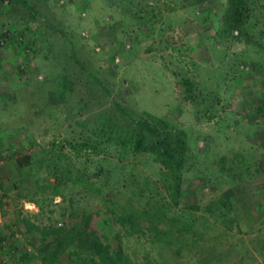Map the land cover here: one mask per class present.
<instances>
[{"label": "rangeland", "instance_id": "obj_1", "mask_svg": "<svg viewBox=\"0 0 264 264\" xmlns=\"http://www.w3.org/2000/svg\"><path fill=\"white\" fill-rule=\"evenodd\" d=\"M144 122L184 160L177 204L133 152ZM89 212L162 219L169 243L123 235L131 264H264V0L0 7L1 229L40 264L44 239H23L21 219L60 227Z\"/></svg>", "mask_w": 264, "mask_h": 264}, {"label": "trees", "instance_id": "obj_2", "mask_svg": "<svg viewBox=\"0 0 264 264\" xmlns=\"http://www.w3.org/2000/svg\"><path fill=\"white\" fill-rule=\"evenodd\" d=\"M11 2L12 0H0V7L9 5ZM246 11L243 4L234 6L231 10L229 19L233 24L230 30L235 31L236 35L242 31ZM64 79L60 78L59 82ZM186 85L190 86L188 81ZM68 93H73L70 84ZM158 133L147 122L140 125L132 136L133 152L150 155L153 158L157 173L165 177L170 197L177 204L182 187L181 170L184 160L178 156L176 148L172 147L168 139L171 134L161 138ZM227 204H229L228 199L217 200L212 202L207 210L217 211L220 206ZM143 215L146 217L143 218ZM143 215L126 214L115 217L99 212H89L65 220L60 227H39L26 218H22L20 222L25 233L35 232L44 239L43 246L39 250L43 253L40 258L42 264H57L61 255L70 249L72 251L67 264H131L122 247L124 234L144 235L149 231L153 233L154 241L169 243L166 240L170 237V232L166 227H162V219L148 212H143ZM72 256L76 257L75 262L72 261Z\"/></svg>", "mask_w": 264, "mask_h": 264}, {"label": "crops", "instance_id": "obj_3", "mask_svg": "<svg viewBox=\"0 0 264 264\" xmlns=\"http://www.w3.org/2000/svg\"><path fill=\"white\" fill-rule=\"evenodd\" d=\"M1 224L2 220L0 216V264H3V259L7 256L12 260L18 259V261H10L9 264H30V262L28 261L29 259H31L29 252L26 253L20 250L17 246V243L20 242V239H18L17 235V238L15 239L12 233L4 232L1 229ZM20 236H22V238L25 240H28L30 238L29 234L25 232H23V234H21ZM9 247H11V250ZM40 264H42L41 260Z\"/></svg>", "mask_w": 264, "mask_h": 264}, {"label": "built area", "instance_id": "obj_4", "mask_svg": "<svg viewBox=\"0 0 264 264\" xmlns=\"http://www.w3.org/2000/svg\"><path fill=\"white\" fill-rule=\"evenodd\" d=\"M10 263V258L7 256L3 259V264H9Z\"/></svg>", "mask_w": 264, "mask_h": 264}]
</instances>
